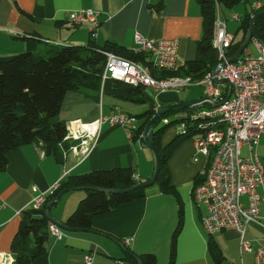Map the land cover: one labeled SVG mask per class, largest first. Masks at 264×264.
Listing matches in <instances>:
<instances>
[{
  "label": "crops",
  "instance_id": "obj_1",
  "mask_svg": "<svg viewBox=\"0 0 264 264\" xmlns=\"http://www.w3.org/2000/svg\"><path fill=\"white\" fill-rule=\"evenodd\" d=\"M246 1L232 8H220V18L234 34V42L244 36L240 25L246 10L252 9L255 3L261 5L264 0H251L249 5ZM84 9L99 13L94 38L89 33V23L67 20L70 11ZM233 14L239 19H233ZM135 33L152 39H177L176 64L181 66L197 54V42L202 35L199 3L197 0H0V56L27 50L40 53L48 46L85 47L89 42L94 48H103L110 42L132 50L136 45ZM178 94L173 90L156 92L143 87L141 94L128 97L108 94L95 85H82L76 91L65 93L58 117L65 123L75 119L91 122L122 112L136 115L138 126L143 120L139 115L144 111L186 100V96ZM177 132L179 129L168 128L161 136V146L169 143ZM141 134L134 133L130 138L122 127L104 121L86 155L78 157L67 151L62 162L46 154L40 143L9 150L5 168L0 170V257L3 264H12L14 260L11 244L20 211L29 207L34 193L32 187L45 192L56 183L60 186L70 175L117 167L129 168L138 176L136 182L146 180L152 173L153 159L150 151L140 145ZM195 136L181 139L165 162L171 187L168 191L162 190L161 183L154 182L144 189L142 196L93 216L90 229L116 239L121 247L112 238L91 231L63 230L60 239L50 236L46 251L31 264H86L87 255L91 256L90 264H133L124 259L123 249L136 254L153 253L159 264H165L170 258L174 231L177 232L174 264H255L258 239L262 236L258 225L249 224L244 233V238L251 241L250 251L240 247L236 230L208 234L203 227L201 217L206 207L194 201L193 190L195 181L204 175L211 154L196 152ZM258 144L259 141L252 150L258 155L264 154ZM85 194V190L80 189L65 192L50 207L51 216L64 222ZM260 214L264 216L263 203ZM126 238L129 242L124 245Z\"/></svg>",
  "mask_w": 264,
  "mask_h": 264
},
{
  "label": "built area",
  "instance_id": "obj_2",
  "mask_svg": "<svg viewBox=\"0 0 264 264\" xmlns=\"http://www.w3.org/2000/svg\"><path fill=\"white\" fill-rule=\"evenodd\" d=\"M260 6L255 3L252 8L258 9ZM98 14L93 9L73 10L68 13L67 20L76 24L89 23V33L94 38L99 27ZM232 18L237 20L239 16L233 14ZM213 30L211 44L217 51V64L225 62L214 76L209 71L197 80L190 76L157 77L153 72L177 67L178 40L152 39L135 33L136 45L131 52L145 53L148 63L97 49L105 57L101 78L102 81L112 79L134 86L150 87L156 92H179L191 84L202 86V101L170 119L161 117L162 122L184 118L178 123L179 131L188 133V126L197 129L199 133L194 138L196 152L211 154L204 180L193 190L194 201L206 207L201 217L205 231L214 234L234 229L239 233L240 247L250 251L251 241L244 238V233L249 224L258 225L262 229V236L258 239L254 261L255 264H264V216L260 214V205L264 204V164L252 150L264 134V45L252 36L256 55H251L246 47L234 61L227 62L235 36L227 30L225 22L220 18L218 4L215 6ZM214 77L231 83V93L226 100L228 84L216 83ZM215 103L220 104L214 106ZM104 121L122 127L130 138L133 129L137 127L136 117L122 112H113L91 122L80 119L68 121L65 123L66 133L59 143L61 148L63 144H68L63 149V158L67 151L78 157L86 155L93 147ZM132 176L135 181L138 179L137 175ZM58 187L56 183L45 192L32 187L34 193L29 207L40 209ZM48 231L56 239L64 234L61 228L50 221ZM128 242L129 238L123 241L124 245ZM2 259L0 257V264H3ZM85 260L86 264H90L91 256H85Z\"/></svg>",
  "mask_w": 264,
  "mask_h": 264
},
{
  "label": "trees",
  "instance_id": "obj_3",
  "mask_svg": "<svg viewBox=\"0 0 264 264\" xmlns=\"http://www.w3.org/2000/svg\"><path fill=\"white\" fill-rule=\"evenodd\" d=\"M197 1L201 11L202 35L197 42L195 58L173 70L153 72L157 77L190 76L197 80L211 71L218 62L217 51L211 44L216 4L219 8H232L239 2H247L246 0ZM261 9H264V1L260 8L246 10L240 25L244 32L251 16ZM254 26L258 37L264 43V15L255 20ZM241 40L233 41L229 48V55L237 49ZM97 49L109 50L129 59L148 63L145 53L134 54L131 50L110 42L103 48H94L89 42L85 47L79 45L48 46L40 53L27 50L10 56H0V170L5 168L9 150L32 143H40L46 154L54 156L60 162L63 161L62 152L68 144H63L62 148L59 146L66 133V125L59 119L58 113L61 100L67 91H76L82 85H95L96 88L102 87V91L111 95L124 94L129 97L142 93L143 86H134L112 79L102 81L101 74L105 57ZM185 110L188 108L170 110L162 117L183 113ZM154 113L153 109L141 113L139 117L143 120L133 129L132 134L142 133ZM183 120L185 119H172L163 123L161 127L152 128L153 142L160 160V169L155 183H161L163 191L171 188L165 168L170 152L181 139L189 135L197 136L199 133L194 127L188 126V133L177 132L169 143L161 146L162 134ZM204 177L205 172L194 184L201 183ZM134 183L136 181L133 179L131 170L123 167L93 170L68 176L57 190L47 197L40 209L27 207L20 211L18 228L10 250L14 258L12 264H31L36 257L46 251L45 245L51 235L48 231L49 221L45 217L44 208L64 187L73 184H91L125 189ZM144 189L138 188L125 193L85 190V196L79 200L76 208L63 223L73 228H91L94 215L104 213L123 202L142 196ZM176 234L177 232L174 231L170 242V258L165 264H174ZM137 258L140 259L141 264H159L153 253L136 254L129 250L124 253V259L133 264H138Z\"/></svg>",
  "mask_w": 264,
  "mask_h": 264
},
{
  "label": "water",
  "instance_id": "obj_4",
  "mask_svg": "<svg viewBox=\"0 0 264 264\" xmlns=\"http://www.w3.org/2000/svg\"><path fill=\"white\" fill-rule=\"evenodd\" d=\"M264 15V9L259 10L257 13H255L254 15L251 16L249 23H248V27L244 33V36L239 44V46L237 47V49L232 53V55H230L227 58V62H232L234 61L242 52L243 50L247 47L248 43L251 41L252 36H254L261 44L264 45V43L261 41V39L258 37L255 26H254V22L257 18H259L260 16ZM225 64V62H221L220 64H217L210 72L211 76H214L219 67H223ZM214 81L216 83H223L226 82L228 84V92L227 95L225 97V100L230 96L231 93V89H232V85L231 83H229L227 80L225 79H217L216 77H214ZM202 97L197 98V99H192V100H186V101H180L177 103H173V104H168V105H163L159 108H157L154 113V115L151 117V119L148 121V123L145 125L141 137L139 139L140 145L141 147L147 148L151 154H152V159H153V170L151 175L144 181H140V182H136L133 185H131L128 188L125 189H114V188H106V187H101V186H97V185H91V184H73V185H68L66 187H64L62 190H60L53 199H51L45 206L44 208V214L45 217L48 221L52 222L53 224H55L56 226H58L59 228H61L62 230H66V231H82V230H86V231H91L93 233L96 234H100L106 237H110L109 235H106L104 233H101L99 231H95L93 229L90 228H73V227H69L67 225H65L63 222H60L59 220L55 219L54 217L51 216L49 209L52 206V204L54 202H56L58 200V198L64 194L67 191L70 190H74V189H80V190H97V191H103L105 193H125V192H130L133 191L135 189L138 188H146L148 186H151L152 184H154V182L156 181L157 178V174L159 172L160 169V160H159V155H158V151L154 145L153 142V130H152V126L153 124L159 119L161 118L166 112L170 111V110H176V109H183V108H188L190 106L195 105L196 103L202 101ZM220 103H215L214 106L219 105ZM112 238V237H110ZM113 241L119 245V241H117L116 239L112 238ZM123 249V248H121ZM124 252H128L127 249H123ZM137 263L141 264V261L139 258H137Z\"/></svg>",
  "mask_w": 264,
  "mask_h": 264
},
{
  "label": "rangeland",
  "instance_id": "obj_5",
  "mask_svg": "<svg viewBox=\"0 0 264 264\" xmlns=\"http://www.w3.org/2000/svg\"><path fill=\"white\" fill-rule=\"evenodd\" d=\"M251 3H252V1L251 0H248V3H246V5H249ZM241 6H242V10H243V7H244L243 3H241ZM229 28L234 29V27H230V26H229ZM247 49L251 53V55H256V51H255V48H254V44L252 42L248 43ZM178 95H180V96H182V95L186 96V100L197 99V98H200L202 96V88H201V86L191 84V85L187 86L186 88H184L182 91H179V94ZM171 116L172 115H168V116H165V117L170 119ZM190 124H194V122H191ZM162 125H163L162 118H159L155 122L153 128L156 129L158 127H161ZM173 128L174 129H178V123H176L175 126L173 125ZM258 145H260V149L262 148L261 150H264V148H263V146H264V134L259 139V144ZM261 150H260V152H261ZM151 156H152V154H151ZM258 156H259V158L262 161H264V154L259 153ZM70 191H68V192H70Z\"/></svg>",
  "mask_w": 264,
  "mask_h": 264
}]
</instances>
